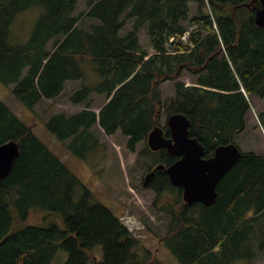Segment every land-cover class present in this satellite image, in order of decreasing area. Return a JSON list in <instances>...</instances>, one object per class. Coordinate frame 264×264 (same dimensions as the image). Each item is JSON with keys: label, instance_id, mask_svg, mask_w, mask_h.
Masks as SVG:
<instances>
[{"label": "trees", "instance_id": "obj_1", "mask_svg": "<svg viewBox=\"0 0 264 264\" xmlns=\"http://www.w3.org/2000/svg\"><path fill=\"white\" fill-rule=\"evenodd\" d=\"M240 2L89 0L86 12L73 14L77 0H0V83L12 85L20 105L32 110L44 97H58L68 80H81L68 100L84 107L44 119L57 138H71L67 148L76 155L99 145L98 127L107 135L119 130L134 151L164 108L188 118L189 135L209 157L220 144L238 146L250 108L245 94L264 101V26L236 10ZM191 3L198 9L193 16ZM33 5L43 11L29 39L11 43L16 15ZM128 19L132 27L124 30ZM143 27L150 50L139 40ZM183 73L196 76L193 84L179 79ZM166 80H174V95L162 100ZM92 92L106 100L111 95L98 113ZM21 119L0 100V144L19 146L0 180V264H50L60 249L65 264H165L109 208L91 202L89 189ZM241 152L210 205L184 203L181 188L157 172L155 205L167 217L159 245L179 264H250L257 249L264 251V153ZM159 158L170 163L178 157L162 150ZM167 187L178 194L166 195ZM31 211L45 213V223L26 224ZM95 245L103 256L94 262L88 252Z\"/></svg>", "mask_w": 264, "mask_h": 264}, {"label": "rangeland", "instance_id": "obj_2", "mask_svg": "<svg viewBox=\"0 0 264 264\" xmlns=\"http://www.w3.org/2000/svg\"><path fill=\"white\" fill-rule=\"evenodd\" d=\"M88 1L77 0V7L73 14L86 12ZM42 11L43 7L40 5H33L20 11L10 27V42L13 44L26 42ZM197 11V5L191 3L190 15L197 14ZM242 13L245 14L246 10L243 9ZM132 23L133 19H128L123 27L124 30L131 29ZM138 35L141 45L150 50L145 27L139 31ZM47 47L51 48V44H48ZM82 67L86 72L91 73V69L84 62H82ZM195 78V75L192 76L189 73H183L179 77L186 84H193ZM85 81L89 83L90 76ZM81 83V80H68L64 91L58 97L54 99L44 97L32 110H27L20 105L11 92L12 85L6 87L0 83V100L10 107L20 119L29 123L28 126L31 124L32 131L37 138L57 155L80 182L90 190L91 202L101 203L108 207L152 251L155 258L161 259L165 264H179L170 252L159 245V237L167 231V217L156 208L154 188L142 184L149 166L154 165L157 161L155 153L149 150L146 141L139 142L135 150L130 151L126 145L127 137L119 130L113 135H107L104 130L98 127L94 133L97 134L99 145L79 156L67 148L71 138L61 140L46 127L44 119L52 114L69 115L84 107L83 103L73 104L68 100V95L80 87ZM173 84L174 80H166L161 84L162 100L174 95ZM89 100H91V108L97 110L105 103L106 98L104 94L92 92L89 95ZM251 102L252 109H249L246 116V129L236 137V141L242 151L259 153L264 151V101L252 96ZM261 113H263V117L259 115ZM157 119L161 126L166 123L167 113L164 108L161 109ZM165 192L172 198L178 194L174 189L168 187ZM45 215L43 212L31 211L25 223L43 225ZM88 255L90 258L93 256L96 261H100L103 256L102 246H93ZM66 258V251L60 249L51 264H65ZM232 264H247V262L240 259ZM250 264H264V251L257 249V256Z\"/></svg>", "mask_w": 264, "mask_h": 264}, {"label": "water", "instance_id": "obj_3", "mask_svg": "<svg viewBox=\"0 0 264 264\" xmlns=\"http://www.w3.org/2000/svg\"><path fill=\"white\" fill-rule=\"evenodd\" d=\"M254 1L257 2V5L251 8L250 4ZM241 5L254 9L253 21L255 25L264 26V0H250ZM166 124L170 136L165 137L163 129L158 124H154L147 135V144L152 150L165 148L169 153L175 154L179 158L168 166L163 163L155 165L145 174L143 185H149L155 170H163L172 185L182 188L181 197L184 202L212 204L217 197L218 182L241 156L240 149L232 142L220 144L214 149L212 155L204 157L203 146L195 137L189 135L190 121L183 113L170 114ZM18 155L19 147L15 141L10 140L0 144V179L9 174Z\"/></svg>", "mask_w": 264, "mask_h": 264}, {"label": "flooded vegetation", "instance_id": "obj_4", "mask_svg": "<svg viewBox=\"0 0 264 264\" xmlns=\"http://www.w3.org/2000/svg\"><path fill=\"white\" fill-rule=\"evenodd\" d=\"M250 0H242V2H240L239 4H237V5H233V6H235L234 8L237 10V9H240V8H243V9H245L246 11H248L249 13V16L251 15L252 16V18H253V16H254V9H251V8H253V6H256L257 5V2L256 1H254L252 4H250V7L251 8H248L247 6H245V5H241L242 3H248ZM232 16H234V15H232ZM166 135V134H165ZM160 151H162V149H159V150H154V151H152V152H155L156 153V158H155V160H158V159H160L159 158V156H160ZM167 154H169V155H174L175 156V154H172V153H169L168 151H166V150H164ZM155 162V161H154ZM153 162V163H154ZM159 163H163L164 165H168V164H170V163H168V161H165V162H157L156 161V163L154 164V165H150L149 166V168H148V170H147V172L149 171V170H151L152 168H154L155 167V165H157V164H159ZM157 172H164L163 170H155V174H154V176H153V178L151 179V181H150V183H149V186H151V184L153 183V181L155 180V176H156V174H157ZM165 173V172H164ZM166 174V173H165ZM145 176V175H144ZM143 181H144V177H143V180H142V184H143ZM148 186V187H149ZM154 191H155V189H154ZM186 204H188V203H186ZM188 205H190V204H188Z\"/></svg>", "mask_w": 264, "mask_h": 264}]
</instances>
